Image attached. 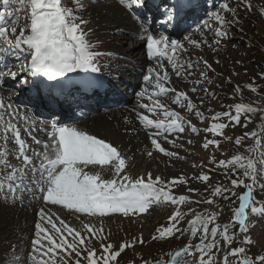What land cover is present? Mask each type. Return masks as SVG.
Segmentation results:
<instances>
[{"label":"snow or ice","instance_id":"snow-or-ice-1","mask_svg":"<svg viewBox=\"0 0 264 264\" xmlns=\"http://www.w3.org/2000/svg\"><path fill=\"white\" fill-rule=\"evenodd\" d=\"M245 5L250 9L249 0H243ZM4 9L0 11V65L3 64L6 54L16 55L20 58V54L27 53L30 55V62L25 65L29 68L32 76L42 75L48 80H55L58 77L65 76L66 73L75 72L77 70H91L98 72L97 59L101 53L93 51L94 45L88 39V32L85 28L88 21L83 16L78 15L80 10L85 8L82 0H2ZM189 0H176V3L169 9V19L173 15L180 16L188 7ZM131 6V0L129 5ZM16 8V12L12 8ZM224 11L235 13V9L231 8L227 2L221 4ZM260 11L264 14V8ZM14 16V23H18L20 19L25 18L29 21L26 27L21 28L17 33L16 27L9 30L5 25L6 17ZM212 18L221 25H226L228 21L218 11L211 13ZM90 31V30H89ZM216 36L224 37L226 32L217 29ZM185 40L196 47H200L201 41L192 40L185 37ZM216 40L215 43H219ZM207 43V41H203ZM147 55L149 58L162 57L167 58L176 75H180V70L185 68L184 64L178 62L176 58L177 51H186L184 44L180 40H169L166 36L156 38L154 35H148L146 38ZM207 67H211L207 61H204ZM191 63L187 64L188 68L195 67ZM23 67V66H22ZM163 74L154 68L148 69V74L144 76V80L155 81V91L149 96L152 100L151 104H141L140 107L148 112L163 111V116L170 119H150L149 116L138 114V118L145 126H154L157 130L163 132L179 131L184 132L183 123L185 117L179 112L170 110L159 99H153L167 91L176 93L175 103L181 100L186 101V108L189 111L196 109V104L184 91H177L175 88H166L165 82L170 83L167 69L163 68ZM5 75L13 78L17 76L16 72L8 71L7 73L0 70V79ZM201 76L205 74L200 73ZM195 83H201L200 80ZM251 87V85H249ZM255 91V89H252ZM196 88L192 89L195 92ZM145 93L141 92L140 96L144 97ZM235 114L224 112L222 114L229 121L240 122L241 114L246 115V120L251 123V115L257 112L264 113V108L255 107L251 103L235 104ZM11 104H5L0 99V141L3 146L0 147V193L5 199H16L17 193L24 191L39 190L43 195L42 199L46 203L52 205L64 206L68 210H74L77 213H83L90 216H106L112 213H122L127 216L130 213H145L150 207L153 200L170 201L172 204H183L188 197L180 195L174 196L170 190L160 187L162 182L160 176L153 178L151 173L145 177H133L127 172V158L121 154L117 147L104 139H100L95 135H91L86 131L77 129L76 127L60 126L56 121H52L50 130L41 127L36 129L34 126L25 128L23 131L31 138L34 144L40 145V149L33 148L28 144L27 140L21 135V128L14 122V111ZM195 115L203 118L202 113L195 112ZM28 119V117H25ZM216 119V117H213ZM264 121V115L261 116ZM193 132L198 131L197 127L187 121ZM34 125V122H33ZM226 123H212L210 128L205 131L222 135V130L228 127ZM247 126V125H245ZM40 130L45 131L48 140L42 141L34 132ZM161 134L158 131L155 135ZM246 137L255 140V146H249L248 155L236 154L228 160H220L218 163L222 167L232 166V171L237 174V178L231 179L232 189L215 187L213 196L222 195L230 192L232 196L236 193L235 187L243 186L246 191L239 196V206L234 210V219L239 222L242 231H247L246 220L248 215L246 209L251 212L257 211L264 213V207L258 208L253 200V185L259 174H264V124L261 125L259 132L253 130L245 134ZM166 138V137H165ZM13 142V147L9 148V142ZM151 143L160 152H164L168 156H174L175 153L167 152L161 146L157 139L153 138ZM174 143V141H173ZM237 145L241 144V138L235 140ZM209 145H219L216 139L207 140L203 147L208 148ZM259 153V159L255 153ZM152 155L151 152L148 153ZM14 157L18 164L11 163L9 157ZM37 161H39L37 163ZM215 162V158L213 157ZM107 166L112 172V178H104L100 171H88L90 167ZM242 170V171H238ZM31 174V175H30ZM241 177L250 179L253 183H245ZM202 181L209 180V176L201 174L196 177ZM184 183V177L173 178L171 183ZM189 191H195L189 189ZM224 196V199H229ZM209 205L214 201L209 199L206 201ZM41 222L35 223L34 239L31 241V248L27 260L31 264H111L121 256L126 248L133 247V244L123 242L117 248L112 243H101V251L90 245V241L103 232V228H97L92 224L83 225V233L69 224L63 219L57 220L48 215L43 208L39 210ZM182 213L174 212L168 219L170 226L157 229L160 238L171 237L179 229L176 224ZM219 213L210 211L207 214H197L190 222L192 224L191 234L196 235L198 231L201 234V240L196 245L186 244L177 250L168 253L169 259H156L152 264H187L184 259L186 255L192 254L195 248L199 253L198 264H217L214 249L217 248L216 237L218 235L219 224H215ZM46 222L51 226H43ZM215 224V226L209 227ZM223 240L229 245L233 242V235H229L227 226L220 233ZM209 236L211 240H209ZM71 238V239H69ZM105 237L101 236L103 241ZM152 239H157L153 236ZM245 242L251 243L249 237L245 236ZM142 236L137 238L134 243H143ZM244 247L231 248L223 255L222 264H233L230 257H235L234 264H264V255H256L249 257L245 254ZM27 260L24 264H27ZM10 264H21L18 259H13ZM135 264V262H131ZM141 264H150L146 259L141 260Z\"/></svg>","mask_w":264,"mask_h":264},{"label":"rangeland","instance_id":"rangeland-1","mask_svg":"<svg viewBox=\"0 0 264 264\" xmlns=\"http://www.w3.org/2000/svg\"><path fill=\"white\" fill-rule=\"evenodd\" d=\"M134 1L143 5L146 0ZM220 1L221 3H219L212 11H209V16L206 18L207 23L202 27L206 37L210 38L209 40L206 39L207 42H209L205 47V60L200 58L199 64L198 61L194 60L193 65H196L195 67L188 68L186 64L185 68L180 71V73H183V75L186 76V82L177 78L176 72L172 69L167 58L160 59L153 64L148 65V69L151 67L163 74V69L159 67V65L162 64L163 68L167 69L170 78V83L162 81L165 83L166 88H175L177 91L186 92L192 99L193 103L196 104V109L189 111L186 108V101L181 100L180 103L174 102L176 93L171 91H167L166 94L164 93L163 97L165 98H162L161 102L164 103L168 109L179 112L185 117V122L183 123L185 129L184 132L175 131V133L171 135L172 139L168 140L156 138L154 137V134H152V136L150 135V137L149 134H146L143 147H140L135 151L133 148H126L128 149L127 151L125 149L123 150L125 147H121L120 144L111 138L112 143L116 146L118 145L120 148L117 147L121 154L127 158V172L129 174L134 178L143 176L145 179H147L148 173H151L153 178L160 176L162 182H167L161 183L159 185L160 187H165L166 190H170L176 197L185 195L188 197V200L183 204H172L170 201H164L163 203L162 201L159 204L151 206L145 213H130L127 216L122 213H112L103 217L98 215L90 216L83 213H77L74 210H68L64 206L52 205L50 203H45V205L41 207L48 215L53 216L57 220V223L59 219H63L70 226L81 230L82 234H84L83 225L86 223L95 225L97 228L102 227L103 232L90 241V245L96 248L98 253L101 251L102 242L105 244L112 243L117 248L123 242H128L134 245L133 247L126 248L124 252L121 253V256L118 257L116 261L111 262V264H131L133 261L135 264H141L142 258L148 260L150 263L156 259L168 260V253L174 248L186 244L194 246L199 243L201 240L200 231H198L196 235H192V224L190 222L197 214L203 215L210 211H216L219 213L215 222V224H219L218 235L216 237L217 248L213 250L216 255L217 264H222L223 255L231 248L235 247H244L246 253L250 257L264 255V213L259 211H257L259 214H257V212L252 213L249 209L247 211L248 218L246 220L247 231L244 232L239 227V222L234 219V210L239 206L238 198L240 195H236L235 197L232 196L230 192H225L222 195L213 196L215 187L220 186L221 188L232 189L230 181L231 179L237 178V173L232 171V166L222 167L218 162L220 160H228L236 154H249L248 148L249 146H255V140L246 137L245 134L253 130H256L257 132L260 131L261 125L264 124V121L261 120V116L264 115V113L257 112L254 113V115L251 114V123L247 122L246 114H241V119L238 124L235 121H229V119L225 117L226 120L223 121L229 126L222 130L223 134L219 140V145H222L223 147L219 145H209L208 148L203 147L207 140H212L213 136L216 137L218 135H213L214 133L211 134L209 131H205V129L210 128L212 123H218L217 120L222 119L223 115L217 114H222L224 112L235 114L234 106L237 103H251L255 107L264 108V14L260 11L261 8H264V0H249L251 4L250 9L245 5L243 0ZM82 2L84 3L85 8L80 10L78 15L83 16V18L88 21L85 31L88 32L90 43L94 45L92 50H98L95 52L104 53V56L102 55L98 57L97 62L100 65H103L105 63H110L111 60H113L123 64V62H120L119 59H117V56H124L125 52L127 53V51L134 47L138 41L134 39L123 45L122 43H124V41H121L123 38H118L119 43L122 45L120 46L111 40L112 34H115L118 30L113 23L116 13L115 8L113 7V2L109 1L108 3H103L101 5L96 4L95 0V5L92 0H82ZM224 2H227L231 8L235 9L234 14L221 9L220 6ZM131 7L132 9H135L136 5L132 4L129 8L131 9ZM3 9V3L2 0H0V11ZM12 11L15 13L16 8L13 7ZM214 11H218L223 15L228 23L226 25H221L218 21L212 18L211 13ZM107 14L109 15V22L107 21ZM14 19V16L6 17L4 26L8 27L9 30L11 27H16L17 33L29 23V21L23 18V16L18 23H14ZM147 21H149L148 18H146V22ZM117 22L119 23V21ZM107 23H109V27H107ZM121 26L124 28L126 27L124 25ZM217 29L226 32L227 35L224 37L216 36L215 33ZM191 35L194 40L199 41L197 33ZM191 35L184 36L190 38ZM175 40L181 41L183 39ZM216 40H219L220 42L217 44L215 43ZM191 50L193 49H190L187 54L191 53ZM133 53L142 56V54L145 53V42L144 44L137 46ZM175 55L177 60H179V63L182 57L188 59L186 54L179 50ZM202 60L207 61L211 67H207ZM148 69L146 68L147 74ZM103 70L105 71V69ZM21 71L22 69H18V74ZM201 72L205 75L201 76ZM23 77L25 76H18L14 82L17 83ZM4 78H9V75H5ZM173 80H175V84L172 83ZM197 80H200L201 83H195ZM1 83L2 81H0V84ZM22 84V82H19L16 85L21 87ZM152 84H155L154 79L151 82V85ZM179 85L185 88L181 90L178 88ZM249 85H251V87H249ZM10 88H15V86ZM152 88L153 91H158L155 86ZM193 88H196L195 92H192ZM252 89H255V91ZM123 91L126 92L125 89H123ZM126 95L128 96L129 94L126 93ZM0 99H3V97L0 96ZM141 103L142 101L140 100V104ZM213 107L216 108V110L212 111ZM12 109L15 110L14 108ZM196 111L204 113L205 118L196 116ZM141 112L142 114H146L143 110H141ZM18 113L20 115L22 111ZM14 114H16V110L14 111ZM149 114L150 113L148 112V115ZM19 115L18 120H21ZM152 115L156 119H170L163 116L162 110H160V113H152ZM213 117H216V119H213ZM34 119L39 120V118H35V115ZM136 119H138V117H136ZM189 120L191 121V124L197 127L198 131L193 132L191 130L190 125L187 123ZM100 124L101 126H105L102 125V123ZM136 124L138 125L137 122ZM83 128L97 137L99 135L98 138L100 139L106 140L109 138V136L101 131L96 132L90 121L88 126H80V130L84 131ZM239 135L248 140L247 147L245 144L241 143L240 145H237L235 143V140ZM24 137L31 139L27 135ZM153 138L157 139L167 152H172L176 155L168 156L164 152H160L151 143ZM138 139L139 137H137V140ZM229 140L231 141L228 145L231 147L226 145ZM107 142L111 143V141ZM10 145H13V142H9V148ZM2 146V141H0V147ZM149 152L152 153L151 156L148 155ZM255 155H257V153H255ZM11 157L12 156H10L9 159L13 160V157ZM213 157L215 158V162L213 161ZM11 163L18 164L19 161L16 160ZM87 170L93 172L100 171L104 178H112L113 176V172L107 168ZM201 174L208 175L209 180L202 181L197 179L196 177H199ZM181 176L185 178L186 182L171 183L173 178ZM257 182L264 186V174H258L255 183ZM245 183L253 182L247 178ZM255 183L253 185V200L256 205L261 190L255 189ZM235 188H237V192L246 191L242 185ZM189 189H194L195 191H189ZM28 192L33 193V191ZM36 192L37 194L39 193L37 189ZM42 195V193L38 195L40 201L42 200ZM224 196H229L230 198L224 199ZM19 197H23V194L19 195ZM34 198L35 197H29L28 200H34ZM3 199L4 206L0 207V214H10L11 222L8 225V228L10 231L13 230L14 237L9 240V243L13 244L12 251L8 253L7 256H3V252H0V264H10L11 259L13 260L18 257L21 264H24V261L21 259L22 257H20L23 255L22 253L17 252L20 256L14 255V258L13 256L11 257V255L15 253V245L20 241L23 244L25 243L24 232L29 229L30 232L32 231V235L27 244L31 248V241L35 238V223L41 222L37 207H32L35 205L36 201L31 202L30 206L28 205V208L22 210L23 207L18 204L16 206L8 204L4 195ZM209 199L213 200L214 203L211 205L206 203ZM21 201L23 202L24 200H20V202ZM12 202L14 203V201ZM30 207L34 208V211H32ZM176 211L182 213L179 222L176 224L179 231L171 237L160 238L157 229L170 226L168 218ZM215 224L210 225L209 227L215 226ZM43 226L48 227L49 229L51 228L46 222L43 223ZM225 226H227L229 235L234 234L231 245L226 243L223 240V236L220 234L223 232ZM16 227L19 228L18 231H15ZM154 235L157 236V239L155 240L152 239ZM101 236L105 237L103 241L101 240ZM141 236L144 242L142 244L134 243V241ZM245 236L250 238V244L245 242ZM209 240H211L210 236ZM1 243L2 242H0V245ZM22 243L19 245L20 248H22ZM29 252L30 249H28V253L26 251L24 256L28 257ZM199 255L200 253L193 248L192 254L188 255L187 260H193L194 264H198ZM235 259V257H230L233 264ZM28 262L29 263L27 264H31L30 260H28ZM57 264H60V262L57 261ZM83 264H86V261H84ZM255 264H259V262L255 261Z\"/></svg>","mask_w":264,"mask_h":264},{"label":"bare ground","instance_id":"bare-ground-1","mask_svg":"<svg viewBox=\"0 0 264 264\" xmlns=\"http://www.w3.org/2000/svg\"><path fill=\"white\" fill-rule=\"evenodd\" d=\"M109 1H112L114 4L113 7L115 8L116 13H115L113 23L118 29L115 34H112L111 40L115 44L120 45V46L122 45L119 43L118 38H123L121 39V41H124V43H122L123 45L127 44L128 42H131L134 39L138 40L139 42H137V44L134 47L130 48L127 51V53L125 52V55H124L125 57L121 55L117 56V59H119L120 62H123V64L118 63L117 61H113V60H111L110 63H105L103 65H100L97 62L98 66L105 69V72H103V75L111 77L114 83L119 85L117 89H115L114 85H112V81H111V84H108V83L106 84L104 82V78L106 77H102V76L95 77L97 76V73H92L86 70H77L75 72H69L70 74L75 75L77 77L85 78L87 76H91L90 81L94 83V85L91 86V88L88 91L85 90L83 92L86 95L89 93V95L86 96V98L87 97L89 98V101L85 100L84 102H77L75 105V108L78 110L84 109V110L90 111L88 115H85V117L78 120L76 122V125L88 126V123L90 121L92 126H94L95 128L94 130L96 132L101 131L102 133L109 136V138L106 139L107 141H111L112 143L111 138H113L118 144H120L121 147H125L123 148V150L125 149L127 151L128 149L133 148L135 151L139 149L140 147H143L146 134H148L146 131V128L148 126H145V124L142 123L139 118L136 119V117H138V114H141V109L146 110L140 107V105L141 104H151L152 100L149 99V96L155 92L153 91V88H152L153 86H155V84L151 85V82L144 80V76L147 74L146 68L148 69L149 67L148 65L153 64L155 61H158L163 58H154V57L149 58L147 54L144 57H139L137 53H133V52H135L137 46L141 45L142 42H146V38L148 35H154L156 38H160L161 36H166L169 38V40L183 39L181 40V42L184 44L186 51H182V52L186 54L188 59L185 57H182L181 59L179 58L180 63L184 65L189 64V63L193 64L194 60H196L198 61V64H199L200 58L205 60L204 58L205 47L207 46L209 42L208 41L207 43H203V41H207L210 39L206 37L205 32L202 30V27H204V25L207 23L206 18L208 16L203 15V13L199 14V10L201 9V4H198L194 0H189V5H190L189 8L186 9L185 12L182 13L178 17L180 21H182V20L187 19L189 14H194L193 25H190V23L188 22L184 24L183 27L178 26L172 31L171 35L168 36L166 34L159 33L154 29V25L156 21H154L153 25H151V28L150 27L147 28L146 22H145L146 15L143 17L136 16L135 10H131L128 6L129 0H95L96 4H100V5L103 3H108ZM164 1L166 0H162V2ZM92 2L95 5L94 0H92ZM106 16L108 19L107 21L109 22V15L107 14ZM154 17H156V15H154ZM117 21H119V23ZM121 25H124L126 27L124 28ZM107 27H109V23H107ZM184 27H187V31L183 34L181 33V29ZM194 33H197L199 36V41L201 40L200 47H196L195 45L190 44L188 40L184 39L185 37L191 34H194ZM184 35H187V36H184ZM170 36H175V37H170ZM190 39L194 40L192 35L190 36ZM190 49H193V50H191V53L187 54V52ZM26 57L30 58V55L27 54L26 52L20 54L19 59L17 58L16 55L10 54L7 59V65L9 66V70L12 72L16 70L17 68L16 61H21L22 59ZM123 59L126 61V64ZM204 60L202 61L204 62ZM24 74L26 73L24 72ZM129 76L133 77L134 79L129 80L128 79ZM177 78L183 82L184 81L186 82L187 80L186 76H184L183 73H180V75L177 76ZM86 80L88 79H83L82 81H86ZM172 83L175 84V80H173ZM8 84L9 82L2 81V83L0 84V96L3 97L5 104H11L12 108L16 110V114H14L15 115L14 122L17 123L18 126L21 128V132L26 135V133L23 130L30 126H34L36 129H40L41 127H43V128H47L50 130L51 122L48 119H46L44 116H42L43 113L36 114L35 110L32 109L31 104L28 103V100H30L31 97L28 96V100H26L25 99L26 96H24L21 93L18 94V96L11 95L9 93V90L6 89ZM120 85H122L123 87H126V89L131 88L133 90L129 96V99H122V96L120 95V93H118L117 90L123 89L120 87ZM178 88L182 90L185 87H181L179 85ZM141 92L145 93L144 97L140 96ZM109 96H113L115 98V103H113L112 105H101L103 103L100 101H105ZM159 96L163 97L164 93ZM140 100L142 101L141 104H140ZM95 101H98V103H101V104H97L101 107H98L97 105L95 106L94 104H92ZM8 111H13V109H10ZM20 111H22V113L19 115L18 112ZM152 113L153 114L160 113V110H157L156 112H152ZM18 115L20 116L21 120H18ZM34 115H35V118L37 117V115H40L42 117L40 120H35ZM25 117H28V119H25ZM33 122H34V125H33ZM136 122L138 123V125L136 124ZM100 123H102V125H105V126H101ZM110 132L113 134H111ZM174 133L175 132H172V131L171 132L162 131L158 137L161 140H168V139H172L171 135H173ZM34 135L37 136V138H39L42 141H46L49 139L45 131L37 130L34 132ZM137 137H139L138 140H137ZM29 144L33 148H38V149L41 148L40 145L34 144L32 140L29 141ZM113 146L117 147L118 145L116 146L115 144H113ZM118 147L117 149L119 150L120 147L119 148ZM103 168L109 169L107 166ZM88 169H102V168L97 166L96 168L90 167ZM254 187L255 189L261 190L257 204L255 206L259 208L263 207L264 206V186H262L261 183L257 182L255 183ZM0 200H1L0 207H2L4 206V201H2L4 199L2 195H0ZM20 200H24V201L20 202ZM12 201H14V203ZM33 201H36V203L32 207H37V210H38L39 203L37 201V198H34V200L18 199V198L12 199V200L7 199L6 202L14 206L18 204L21 207H23L22 210H24L25 208H28L30 206V203ZM31 210L34 211V208H31ZM257 214L259 213L257 212ZM10 222H11L10 214H7V213L0 214V238H1L0 242H2L0 245V252H3L2 253L3 256H7L8 253H10L13 249V244L9 243V240L14 237L13 230L10 231V229L8 228V225L10 224ZM18 230L19 228L16 227L15 231H18ZM24 235H25L24 236L25 243L23 244L20 241L17 245L14 244L15 253L11 255V257L13 256L14 258V255L20 256L17 253V252H20L23 254L20 257H22L21 259L25 262L27 260V257L24 256V254L26 253V251L28 253V249H30L27 242L30 236L32 235V231L30 232V229H29L24 232ZM21 243H22V248L19 247ZM16 259H19V257ZM27 263H29L28 260H27ZM187 264H194V263L189 260L187 261Z\"/></svg>","mask_w":264,"mask_h":264},{"label":"water","instance_id":"water-1","mask_svg":"<svg viewBox=\"0 0 264 264\" xmlns=\"http://www.w3.org/2000/svg\"><path fill=\"white\" fill-rule=\"evenodd\" d=\"M179 248H180V247H179ZM179 248H175L174 250H177V249H179ZM174 250H173V251H174Z\"/></svg>","mask_w":264,"mask_h":264}]
</instances>
